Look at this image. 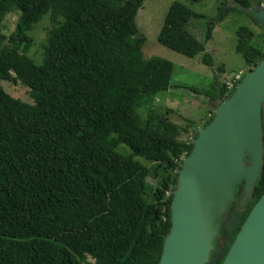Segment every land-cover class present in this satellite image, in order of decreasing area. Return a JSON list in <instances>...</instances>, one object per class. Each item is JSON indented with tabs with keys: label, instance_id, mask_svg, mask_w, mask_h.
I'll use <instances>...</instances> for the list:
<instances>
[{
	"label": "trees",
	"instance_id": "16d2710c",
	"mask_svg": "<svg viewBox=\"0 0 264 264\" xmlns=\"http://www.w3.org/2000/svg\"><path fill=\"white\" fill-rule=\"evenodd\" d=\"M256 1L264 3L233 0L236 6L226 13L253 19L244 10L254 9ZM144 2L0 0V22L19 15L12 34L0 31V264H159L178 172L198 130L190 133L194 121L181 127L169 109L155 108L175 67L144 58L145 40L137 37L136 24ZM46 16L51 27L37 65L29 56L33 31ZM198 17L174 2L158 42L188 58L203 54V64L212 67V56L189 30ZM236 34V51L250 72L264 59V34L261 45L246 26ZM2 81L28 87L33 103L10 96ZM190 90L211 101L234 92L215 84ZM183 133L191 138L181 140ZM263 193L264 156L254 201L221 228L227 248L218 258L211 254L208 264L223 263Z\"/></svg>",
	"mask_w": 264,
	"mask_h": 264
},
{
	"label": "water",
	"instance_id": "95a60500",
	"mask_svg": "<svg viewBox=\"0 0 264 264\" xmlns=\"http://www.w3.org/2000/svg\"><path fill=\"white\" fill-rule=\"evenodd\" d=\"M264 25V8L244 10ZM264 59L216 108L183 159L173 190L171 228L159 264H208L220 225L244 182L250 198L263 171ZM222 264H264V193Z\"/></svg>",
	"mask_w": 264,
	"mask_h": 264
},
{
	"label": "rangeland",
	"instance_id": "374dc122",
	"mask_svg": "<svg viewBox=\"0 0 264 264\" xmlns=\"http://www.w3.org/2000/svg\"><path fill=\"white\" fill-rule=\"evenodd\" d=\"M128 1V0H122ZM174 2H179L190 8L198 18L190 21V32L205 45V53L212 56L213 66L203 64V54L194 58H188L169 48L164 47L158 42V36L163 27L165 17L170 6ZM258 1H256L257 3ZM233 0H203L201 2H190L188 0H145L143 7L139 10L136 24L138 28V38H143L145 44L143 55L146 60L160 58L174 64V73L170 88L167 92L159 94L155 101V108L160 112L170 110L168 114L171 120L187 127L188 121L195 122V127H190L189 132L202 130L209 120L211 113H215L221 101L218 99L211 101L205 96H197L190 88L200 90H211L213 84L217 88L223 85L234 88L236 84L249 72V67L242 55L236 51L237 30L241 26H246L254 32V42L258 45L263 44V30L257 26L253 19L245 14L237 12L226 13L227 9L235 7ZM264 8V3L260 5ZM224 8L223 10H221ZM19 15L9 14L0 22V31L9 36L17 26ZM51 22L48 16L37 25L33 31L35 44L29 56L34 63L41 65L42 53L41 46L44 44ZM210 27H213L210 40H206ZM241 79L237 81V78ZM236 82V83H235ZM5 91L15 99L32 104L33 99L30 89L21 83L2 81ZM142 112V110H141ZM145 114V112L143 113ZM190 133H183L181 140L187 141L191 138ZM121 154L128 155L130 151L121 148ZM146 166L151 164L144 159H140ZM148 181L155 185L156 180L149 178ZM90 263L94 260L89 258Z\"/></svg>",
	"mask_w": 264,
	"mask_h": 264
},
{
	"label": "flooded vegetation",
	"instance_id": "af4514ba",
	"mask_svg": "<svg viewBox=\"0 0 264 264\" xmlns=\"http://www.w3.org/2000/svg\"><path fill=\"white\" fill-rule=\"evenodd\" d=\"M217 101L219 102V99ZM263 141H264V128H263ZM263 156H264V154H263ZM240 188L242 189L241 190L242 192H241L240 195H237L238 194V190ZM238 190H237V193H236V197H235L234 203L231 205V207H230V209L228 211L227 217L225 218V220L220 225V227L222 229H226V228H228V226H231L232 225V222L235 221L238 218V214L240 212L245 211L247 209V206L249 204H252V202L254 201L252 199V195H253V192H254V188H253V192H252L250 198L247 199L245 202H243V196H244V193H245V190H244V182L238 188ZM253 207H254V205L252 206V208ZM223 234H226V233H223L221 231V229H220L219 234H218V238L216 239V240H218V242H217L218 245H217L216 248H214V250L211 253V254H215L217 258L220 257V255H222L224 253V250L227 248V245H228V243H227L228 240H227V238L225 236H223ZM227 253H228V251L226 252V255H227Z\"/></svg>",
	"mask_w": 264,
	"mask_h": 264
},
{
	"label": "built area",
	"instance_id": "2783aa9c",
	"mask_svg": "<svg viewBox=\"0 0 264 264\" xmlns=\"http://www.w3.org/2000/svg\"><path fill=\"white\" fill-rule=\"evenodd\" d=\"M240 79H241V78L238 77V78H237V81H239ZM235 83H236V82H235ZM233 88H234V84L232 85V87H228V89H230V90L233 89Z\"/></svg>",
	"mask_w": 264,
	"mask_h": 264
}]
</instances>
